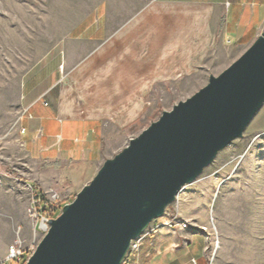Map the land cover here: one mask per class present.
<instances>
[{"label": "crops", "instance_id": "1", "mask_svg": "<svg viewBox=\"0 0 264 264\" xmlns=\"http://www.w3.org/2000/svg\"><path fill=\"white\" fill-rule=\"evenodd\" d=\"M74 15L24 76L17 124L29 159L84 174L101 158L105 122L127 126L162 80L249 46L264 28V0H100ZM202 226L163 227L123 264H211Z\"/></svg>", "mask_w": 264, "mask_h": 264}, {"label": "rangeland", "instance_id": "2", "mask_svg": "<svg viewBox=\"0 0 264 264\" xmlns=\"http://www.w3.org/2000/svg\"><path fill=\"white\" fill-rule=\"evenodd\" d=\"M99 1L0 0V264H25L42 239L44 234L35 227L38 221L33 216L34 212L47 213L36 203L39 195L60 206L58 215L105 159L119 152L162 111L203 87L210 75L219 74L248 47L227 48L217 62L206 64L207 70L190 77L162 80L143 96L145 106L127 126L105 122L101 158L85 168L84 174L61 162L47 166L29 159L19 141L21 83L56 45L63 33L60 29L76 20L74 14L94 8ZM170 207L188 221L186 232L205 227L211 264H264V104L242 137L220 150ZM16 238L22 241L18 262L6 259L7 248Z\"/></svg>", "mask_w": 264, "mask_h": 264}, {"label": "water", "instance_id": "3", "mask_svg": "<svg viewBox=\"0 0 264 264\" xmlns=\"http://www.w3.org/2000/svg\"><path fill=\"white\" fill-rule=\"evenodd\" d=\"M263 104L264 28L219 74L105 159L48 220L25 264H123L130 241L242 137Z\"/></svg>", "mask_w": 264, "mask_h": 264}, {"label": "built area", "instance_id": "4", "mask_svg": "<svg viewBox=\"0 0 264 264\" xmlns=\"http://www.w3.org/2000/svg\"><path fill=\"white\" fill-rule=\"evenodd\" d=\"M23 132V129H21ZM177 199V198H176ZM176 201V200H175ZM56 202H48L49 206L52 209L48 212V214H40L33 213L37 222L35 226L39 232L45 234L48 230V220L52 218V216H56L57 212L60 209V206L55 205ZM172 209L167 208L164 212L163 216L152 220L148 226L140 233L135 239L130 241L129 249L125 260L129 257L132 252H136L139 249V245L144 238H149L154 236L161 228H171V229H179L186 230L188 227V221L180 218L178 213H174L171 211ZM40 218V219H39ZM203 232H205V227H200ZM22 257V241L19 238H16L7 248L6 259L9 261L18 262ZM124 260V261H125Z\"/></svg>", "mask_w": 264, "mask_h": 264}, {"label": "trees", "instance_id": "5", "mask_svg": "<svg viewBox=\"0 0 264 264\" xmlns=\"http://www.w3.org/2000/svg\"><path fill=\"white\" fill-rule=\"evenodd\" d=\"M32 186H33L32 187L33 188V191L38 196V191H37L38 188L36 187L35 184H33ZM36 199H37L36 200V203L38 204V207H42V210L44 212L47 211V214H48V212L52 209V207L49 206L48 202H46L42 196L40 197V195H39V197H37ZM55 215H57V214H55Z\"/></svg>", "mask_w": 264, "mask_h": 264}]
</instances>
